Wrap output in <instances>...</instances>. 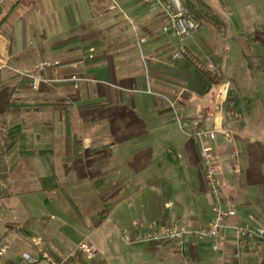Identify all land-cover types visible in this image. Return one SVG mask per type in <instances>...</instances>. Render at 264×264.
<instances>
[{
    "label": "rangeland",
    "instance_id": "374dc122",
    "mask_svg": "<svg viewBox=\"0 0 264 264\" xmlns=\"http://www.w3.org/2000/svg\"><path fill=\"white\" fill-rule=\"evenodd\" d=\"M14 2L0 0V5ZM111 4V0H21L4 28L3 35L10 42L7 54L13 69L37 65L42 51L48 57L71 62L69 60L87 57L90 49L95 50V58L87 61L84 69L40 72L48 82L38 92L30 88L28 79L18 77L14 71L0 73V125L4 121L8 124V134L0 131V236L12 244L11 254L17 253V257L19 252L33 247L34 239H41L42 246L55 255L74 253L69 264H150L149 255L131 251L148 244L129 246L123 239L125 227L113 211V200L104 203L108 194L136 185L131 182L133 168L124 167L121 158L125 153L121 154L118 149L121 145L116 129L121 109L101 111L100 101L92 105L86 103L89 96L98 97L107 91L104 84H88L91 82L88 80L75 89L70 83L56 81L81 77L93 78L96 82L104 78L94 66L106 48L105 38L116 33L113 26L117 21L120 25L124 23L122 29L137 47L136 40L143 27L140 20L118 1V8L108 10ZM204 8L211 16L185 42V59L165 65H172L169 67L174 71H178L174 67L183 65V71L197 76L207 69L215 77L214 85L215 81L222 82L218 87L213 86V94L218 95L223 85L228 86L225 111L232 114L233 121L239 123L238 120L247 116L253 127L264 128V0H207ZM139 9L137 13H141L146 23L153 21L157 12L163 13L153 10L148 2ZM212 14L217 20L211 18ZM96 32L99 33L96 40L86 41ZM76 38L81 39L77 46L67 45ZM196 45L204 47L206 53ZM51 50L54 53H50ZM29 55L39 59L31 61ZM152 74L150 71L149 75ZM137 78L143 83L141 86L148 87L146 70ZM182 87L176 93L178 89L172 87V91L163 95L172 102L181 97L183 107L197 110L193 116L183 110L186 119L197 120L198 112L205 105L204 98L198 94L203 90L190 81L182 83ZM136 98L149 97L136 95ZM157 98L161 100L160 107L164 104L165 109L169 108L167 99ZM148 103L144 101L145 105ZM90 110L92 113L88 114H92V119L87 114ZM39 111L42 112L40 118L29 115ZM65 111L67 117H64ZM27 121L31 123L29 126L39 123L42 127L38 136L42 142L71 145L72 149L64 151L70 156L58 159L57 155L54 159L49 154L51 151H45L41 159L29 160L25 156L28 153L19 145L22 126H27ZM10 137L11 144L7 142ZM90 142L94 143L93 148L100 145L108 148L91 155V151L84 148V145H92ZM47 186L52 190H46ZM104 206L108 211L103 212ZM82 244L94 251L93 258L79 249Z\"/></svg>",
    "mask_w": 264,
    "mask_h": 264
},
{
    "label": "crops",
    "instance_id": "0c3cea01",
    "mask_svg": "<svg viewBox=\"0 0 264 264\" xmlns=\"http://www.w3.org/2000/svg\"><path fill=\"white\" fill-rule=\"evenodd\" d=\"M117 1L123 3L126 9L136 15L135 17L140 20V25L143 26L140 29L139 40H136L137 47H135V42L131 41L132 37L127 36L125 30L122 29L124 23L120 25L117 21L113 26L117 29L116 33L105 38L106 48L96 60V65L95 62L93 63L95 70H100L101 75L105 77L97 79L96 82L92 78L94 81L88 83L104 84L108 89L98 97L89 96L86 103L92 105L100 101L101 111L108 108L121 109L117 116L119 120L116 129L120 137L117 141L121 145L118 149L121 154H123L122 151L125 153L121 158L122 162L124 161V167L132 166L134 178L131 182L136 185L108 194L106 198L104 197V203L107 204L110 199L113 200V211L117 213L120 224L125 227L123 239L129 246L148 244L135 247L131 251L149 255L150 264H264V241L248 242L237 249L234 246L231 232L228 234L229 246L226 251L219 252L213 251L208 241L191 243L183 251H179L170 241L140 244L131 243L125 238V231H129L132 236H137L144 231L164 228L172 220L177 221L185 228H194L210 222L213 218L214 197L209 193L204 179L199 142L196 139L188 138L174 123L165 122L169 110L165 109L164 104L160 107L159 101L161 100L156 95L147 94L146 88L150 87L153 93L163 95L172 91V87H176L178 89L175 91L176 93L184 88L182 83L187 81L189 84L190 81L196 82L197 87L203 90L198 94L204 98L206 104L200 109L197 117L199 115L205 117L206 126L209 128L221 118L234 132L233 143H227L223 138H219L211 144L216 150L217 167L220 171L221 200L227 209L237 213L239 223H255L263 227L264 128L253 127L247 116H244L245 119L241 121L238 120L239 123H235L232 114L225 111V106L219 112L217 95L213 94L211 90L214 91L213 86L218 87L222 82L215 81L216 85H214L215 77L207 69L204 73L201 71V75L197 76L191 74L190 71H183V68L185 69L183 65L174 67L178 71L169 67L172 65H165L167 62L171 63L168 59L171 45L163 34V28L166 25L163 13L157 12L154 15V20L146 23L142 20L141 13H137V9L140 11L139 8L146 5V0ZM137 1L138 4H136ZM132 5L135 7L132 8ZM115 19L117 18H110L112 21ZM157 25H161V27L158 28ZM3 33L0 35V57L9 63L12 62L7 54L10 42ZM98 34V32L92 33L86 38V41L96 40ZM100 36L103 37L102 32ZM79 41L81 39H72L67 45L77 46ZM173 46V48H177L178 42H174ZM196 48L202 51L204 49L197 45ZM50 53H54V51L51 50ZM27 57H30L28 59L31 61H36L39 58H41L39 61L56 59L48 57L43 51L37 59L33 55ZM83 57L69 61H76ZM217 66L219 67V65ZM143 70L148 73V79L146 78L148 87L141 86L143 83H140L137 78ZM150 71L153 72V76L149 75ZM114 89L120 93H114L112 91ZM136 95L149 98L138 100ZM144 101L149 103L145 105ZM184 108L187 112L190 111L191 116L197 114V110H193L189 106ZM89 112L91 110L87 111V114ZM28 113L24 112V114ZM40 113L42 112H32L29 115H32L33 118H40ZM88 115L92 119V114ZM64 117H67V111L64 112ZM27 122V126H22L23 131L19 145L22 151L28 153L25 156L29 160L41 159L45 151H51L49 154L54 159H57V155L58 159L70 156L64 151L72 149L71 145L42 142L38 137L42 127L39 126V123L29 126L31 123ZM32 128L34 131L31 130ZM6 130L8 131V124L4 121L0 125V131L8 134ZM125 133L128 134L125 135ZM7 142L11 144L8 138ZM90 144L92 145H84V148L86 151H91V155L98 151L99 153L105 152L108 148L103 145L93 148L94 143L90 142ZM234 151L237 152L236 156L233 155ZM169 204L173 205L169 207ZM136 222L140 223L141 231L136 229ZM38 249L40 247H36L34 244L29 250L19 252L18 257L17 253L11 254L7 258L8 263L22 264L20 255L23 252Z\"/></svg>",
    "mask_w": 264,
    "mask_h": 264
},
{
    "label": "built area",
    "instance_id": "2783aa9c",
    "mask_svg": "<svg viewBox=\"0 0 264 264\" xmlns=\"http://www.w3.org/2000/svg\"><path fill=\"white\" fill-rule=\"evenodd\" d=\"M112 4L108 10L118 8L117 0H111ZM152 5L153 10H161L166 18V25L163 28V34L170 43V56L168 59L174 63L181 62L185 59L187 50L184 46L185 42L192 38L201 28L203 22L208 21L211 16L207 13V0H146ZM213 16V14H212ZM174 42H178L180 47L173 48ZM95 50L90 49L88 56L82 59L63 62L59 59L41 60L37 65L27 69H13L3 57H0V73L2 70H12L18 77L26 78L30 82V88L39 91L48 80L39 75L40 72L47 70L60 71L63 69L78 70L85 67L87 61L95 58ZM93 81L90 78L70 77L69 79L56 80L66 82L73 85L75 89L79 88L81 83ZM228 86L223 85L217 95V106L219 112L227 103ZM147 94L156 95L163 100L169 102V114L165 118V122L174 123L179 130L188 138L196 139L200 145V159L202 162L204 179L209 193L214 197L213 218L210 222L194 228H185L177 221L171 223L161 229H151L132 236L129 231H125V238L131 243H153V242H173L179 251H183L187 245L191 243H201L208 241L211 248L215 252L221 250L226 251L228 243V234L234 239V246L239 249L248 242L264 241V227L255 223H239L238 215L234 210L227 209L220 197V171L217 167L216 150L212 142L219 138H223L227 143L234 142V132L232 128L227 126L221 118L214 122L209 128L206 126L205 117L199 115L197 120L188 121L183 114L185 108L181 105V97L170 101L167 96L153 93L150 89ZM192 96V95H191ZM191 96L189 98H191ZM196 104V103H195ZM204 104H206L204 102ZM236 156L237 152L234 151ZM173 204H169L171 207ZM140 223L136 222L135 227L141 231ZM38 250L23 252L20 255L22 264H69L75 257L74 253H68L64 256L55 255L43 247L41 239H34ZM79 249L86 253L89 258L94 257V251L86 244L80 245ZM12 244L5 241L0 236V264H9L7 258L12 253ZM239 257V254L237 255Z\"/></svg>",
    "mask_w": 264,
    "mask_h": 264
},
{
    "label": "trees",
    "instance_id": "16d2710c",
    "mask_svg": "<svg viewBox=\"0 0 264 264\" xmlns=\"http://www.w3.org/2000/svg\"><path fill=\"white\" fill-rule=\"evenodd\" d=\"M21 0H15L14 3H10V5H0V35L4 32V28L6 26H8L9 24V20L11 19V17L14 15L15 13V8L17 6V4L20 2ZM211 18H213L214 20H217L216 16H212ZM211 19V20H213ZM215 24V22H213ZM218 82L220 83V80H218ZM10 143H13V139L10 137ZM46 190L51 191V187L47 186ZM106 207H103V212H106Z\"/></svg>",
    "mask_w": 264,
    "mask_h": 264
}]
</instances>
